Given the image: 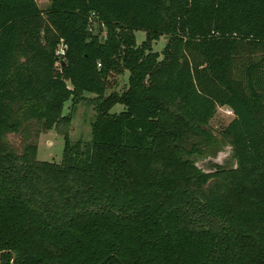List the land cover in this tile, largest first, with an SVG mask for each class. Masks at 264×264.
I'll list each match as a JSON object with an SVG mask.
<instances>
[{
    "label": "trees",
    "instance_id": "1",
    "mask_svg": "<svg viewBox=\"0 0 264 264\" xmlns=\"http://www.w3.org/2000/svg\"><path fill=\"white\" fill-rule=\"evenodd\" d=\"M82 91L95 116L80 146L67 132ZM217 105L232 112L219 136ZM50 128L58 161L36 156ZM218 137L234 164L203 170L194 155ZM12 259L264 264V0H0V264Z\"/></svg>",
    "mask_w": 264,
    "mask_h": 264
},
{
    "label": "rangeland",
    "instance_id": "2",
    "mask_svg": "<svg viewBox=\"0 0 264 264\" xmlns=\"http://www.w3.org/2000/svg\"><path fill=\"white\" fill-rule=\"evenodd\" d=\"M38 6L44 10L49 4L50 0H36ZM89 28L92 32L98 31L100 35L103 33V26L93 17ZM135 41L138 43L144 36V32L141 29L134 31ZM164 42L163 36H159L151 43L152 49L159 50ZM127 70L123 69L119 72L111 71L107 75V87L105 93L111 90L120 91L126 85ZM70 87V84L67 82ZM94 96L95 94L90 91H82L81 96L78 97L77 102L74 103V108L71 112V118L69 121V128L67 132L68 140L70 142L79 141L80 146L90 139V122L95 116L94 108ZM71 105L70 99H67L63 103L62 112L66 113ZM121 103H114L110 107V111L117 112L122 109ZM232 117L231 110L226 105H217L215 112L208 119L206 126L216 136H219V131L226 125V123ZM7 138L18 148L22 147V135L20 133H8ZM32 138V137H31ZM219 138V137H218ZM213 147L212 152L209 154L194 155L195 163L203 170H211L214 166L213 163L220 164L228 167L233 166L234 160L231 156V150L229 145L222 140ZM35 140L37 142L38 159H46L52 161H58L61 156V150L63 146L62 135L54 128L40 131Z\"/></svg>",
    "mask_w": 264,
    "mask_h": 264
},
{
    "label": "built area",
    "instance_id": "3",
    "mask_svg": "<svg viewBox=\"0 0 264 264\" xmlns=\"http://www.w3.org/2000/svg\"><path fill=\"white\" fill-rule=\"evenodd\" d=\"M54 52L56 54L57 59H59L64 52V43H62V42L58 43Z\"/></svg>",
    "mask_w": 264,
    "mask_h": 264
},
{
    "label": "water",
    "instance_id": "4",
    "mask_svg": "<svg viewBox=\"0 0 264 264\" xmlns=\"http://www.w3.org/2000/svg\"><path fill=\"white\" fill-rule=\"evenodd\" d=\"M61 63H62V61H61ZM11 264H13V259H12V261H11Z\"/></svg>",
    "mask_w": 264,
    "mask_h": 264
}]
</instances>
